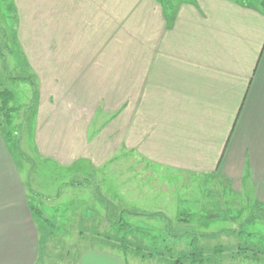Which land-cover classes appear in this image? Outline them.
Masks as SVG:
<instances>
[{
    "label": "crops",
    "instance_id": "crops-1",
    "mask_svg": "<svg viewBox=\"0 0 264 264\" xmlns=\"http://www.w3.org/2000/svg\"><path fill=\"white\" fill-rule=\"evenodd\" d=\"M37 1H25L18 11L30 12V33L37 34L26 38L37 80L29 147L37 159L30 157L29 165L81 161L91 177L95 162L123 150L121 157L159 167L135 168L136 177L151 178L145 193L153 201L172 198L169 169L186 178L209 175L211 191L196 188L210 194L209 201L187 188L182 201L190 214L197 203L207 211L249 205L245 220L264 219V9L240 0ZM88 144L96 150L80 149ZM128 183L119 180L118 203L120 194L138 187ZM31 194L0 129V264H37L42 236ZM35 194L40 197L37 189ZM177 217L174 224L203 238L204 220L200 227L190 216ZM114 253L81 244L72 264H129ZM158 261L134 252L130 264H171Z\"/></svg>",
    "mask_w": 264,
    "mask_h": 264
},
{
    "label": "rangeland",
    "instance_id": "rangeland-1",
    "mask_svg": "<svg viewBox=\"0 0 264 264\" xmlns=\"http://www.w3.org/2000/svg\"><path fill=\"white\" fill-rule=\"evenodd\" d=\"M25 1L29 0H0V91H12L14 99L8 105L17 108L11 115L9 125L5 123L0 110V129L10 139L9 148L32 193V202L54 224L51 227L46 225L48 235L40 238L37 264H72L76 251L85 243L94 245L97 250L103 248L115 251L114 254L121 255V259L129 264L137 250L138 255L148 259L153 257L158 262L181 256L189 250L192 236L196 240L200 234L186 226L174 224L175 215L180 220L179 217L188 218L190 214L182 201L189 194L188 187L197 191L191 193V196H198L199 201L205 200L206 196L207 201L210 200V194L204 191L200 195L196 189L207 187L211 191L209 175L205 178L203 175L192 174L186 178L183 173L169 169L166 172L169 175V185L174 188L170 195L172 198L167 199L164 194L156 202L145 193L151 178L144 174L136 177L135 168L156 171L160 170L159 167L152 162L138 163L121 157L123 150L116 151L109 161L95 162V176L91 177L88 176L91 172L88 164L81 161L70 167L39 164V167L33 168L34 165H29L33 162L29 161L30 157L34 162L37 159L32 155V150H29L32 147L30 137H34L36 127L33 113L36 97L33 94L35 95L37 80L34 70L36 65L32 63L31 66L28 58L32 48L26 38L33 39L37 34L30 33L29 26L33 23L30 12H18ZM32 1L38 3L37 0ZM48 8L53 9V1L48 4ZM96 147L90 148L88 144L80 149L92 152ZM123 179L130 180L128 185L138 187L127 190L124 195L120 194L123 202L118 203L113 197L119 194V180ZM87 180L89 188L86 186ZM66 182L68 186L64 185ZM76 182H82V186L70 189L71 184ZM93 184L95 188L91 192ZM36 189L40 194L39 198L36 197ZM139 189L143 192H138ZM91 193L94 194V199L91 198ZM50 200L52 201L49 202ZM203 206L205 205L193 204L189 216L200 227L203 220L205 222L206 226L200 231L203 232V238L196 240V245L203 247L204 254L209 255L210 260H243L244 255L250 257L255 253L254 257L264 263V254L256 253L258 248L264 250V219L254 222L255 219L250 217L245 220V215H249L252 210L249 205L248 209L236 212L209 206L211 210L207 211ZM158 210L165 212L167 218L157 214ZM208 216L214 218L211 220ZM119 221L128 222L135 229L123 242L121 238L124 230H121ZM188 230L191 235L187 234ZM251 232H257L258 235H251ZM238 246L242 247L239 251ZM215 250L218 255H213Z\"/></svg>",
    "mask_w": 264,
    "mask_h": 264
},
{
    "label": "trees",
    "instance_id": "trees-1",
    "mask_svg": "<svg viewBox=\"0 0 264 264\" xmlns=\"http://www.w3.org/2000/svg\"><path fill=\"white\" fill-rule=\"evenodd\" d=\"M240 1H244L246 4L251 5L252 7L257 8L258 10H262L264 9V0H240ZM14 99V94L12 91L10 90H2L0 91V110L3 112V117L5 119V123L6 124H11V115L13 114V111H16L17 108H15L14 106H9V102L11 100ZM4 136L6 137V140L10 141L9 137L6 135L5 132ZM31 211H32V215L34 217V219L36 220V222H38V224L40 225V231L42 234V238H46V236L48 235V232L46 231V225L48 226H54L53 223H51L47 218H45L42 214L41 209L38 207V205H31ZM190 214H188L189 216ZM180 220H186L187 217H179ZM119 223L121 224V230H124L123 236H122V242L124 241V239L126 238V236H128L129 234H132L133 231H135L134 227L132 225H130L128 222L125 221H119ZM251 235H258V233L256 232H251ZM191 246L189 248V250H187L186 252H183V254L181 256H178L175 259H171L168 258V260L171 261V264H184V263H198V262H205V261H210L209 255H205L204 254V250L203 248H201L200 246L196 245V241L195 240H191L190 241ZM242 248V247H241ZM240 246H238V251L239 249H241ZM222 251V248H219ZM217 250L214 251L213 255H218L216 254ZM135 253H139V251L137 250ZM257 254H264V250L263 249H257L256 250ZM255 253H253V256H248V255H244L245 258H250V259H256L258 261H260V259L254 257Z\"/></svg>",
    "mask_w": 264,
    "mask_h": 264
}]
</instances>
